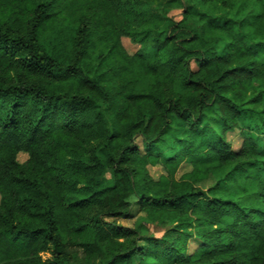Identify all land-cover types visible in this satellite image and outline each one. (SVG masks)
Listing matches in <instances>:
<instances>
[{"label":"trees","instance_id":"16d2710c","mask_svg":"<svg viewBox=\"0 0 264 264\" xmlns=\"http://www.w3.org/2000/svg\"><path fill=\"white\" fill-rule=\"evenodd\" d=\"M0 198V264H264V0H0Z\"/></svg>","mask_w":264,"mask_h":264},{"label":"rangeland","instance_id":"374dc122","mask_svg":"<svg viewBox=\"0 0 264 264\" xmlns=\"http://www.w3.org/2000/svg\"><path fill=\"white\" fill-rule=\"evenodd\" d=\"M173 18L180 19L181 17V11L176 10L172 12L171 14ZM52 42V41H51ZM50 43V42H49ZM123 43L125 48L127 49L128 52L134 53L135 51L138 50L139 46L133 44L128 38L123 39ZM193 67L196 68V64L194 62ZM227 140L230 142L232 149L237 151L241 147L242 144V138L240 135L239 130L235 129L233 131H230L227 133ZM141 149L143 152H145L146 148L142 146V141H138ZM28 159V154L27 153H20L18 160L20 163L26 162ZM151 175L154 178H158V176L163 173V169L159 166L156 167H149ZM191 166L188 164H183L178 172V176H181L183 173L190 171ZM1 201V198H0ZM104 220L106 221H113L115 220L119 225L125 227V228H137L139 232L144 236L143 239L139 241V243L143 246L147 245V238L150 236L154 237H162L163 234L165 233V230L151 222H149L146 217L145 213L137 204H134L130 213V216L128 217H118V218H111V217H104ZM198 245V242L196 240H191V243L189 244V249L190 252H192L196 246ZM51 257L50 252H44L42 253V258L43 259H48ZM135 262L137 263L140 260V257L136 256L135 257Z\"/></svg>","mask_w":264,"mask_h":264}]
</instances>
